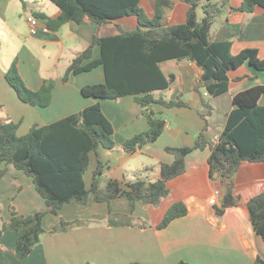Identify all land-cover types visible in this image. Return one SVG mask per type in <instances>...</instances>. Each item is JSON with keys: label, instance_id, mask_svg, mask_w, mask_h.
<instances>
[{"label": "crops", "instance_id": "obj_1", "mask_svg": "<svg viewBox=\"0 0 264 264\" xmlns=\"http://www.w3.org/2000/svg\"><path fill=\"white\" fill-rule=\"evenodd\" d=\"M156 0H142L141 6L149 17L154 16ZM175 6L166 9L165 23L179 25L186 22L187 0H172ZM241 0H230L212 28V42L232 41V53L257 49L264 60V9L250 14L234 12ZM55 20L61 10L51 0H0V118L19 125L18 135H27L34 126H48L79 111L100 103L105 116L114 128L116 148H99L90 154V166L85 174L86 188L92 187L93 173L101 161L105 167L103 180L122 184L160 178L162 164H171L174 157L168 147H192L206 126L201 114L205 112L202 97L213 108L205 135L217 142L223 133L229 114L233 111L234 97L255 86L264 84V73L248 65L230 75L229 91L211 98L206 90H194L201 70L188 61H167L161 64L166 75L174 74L171 89L155 93L166 101L182 99L188 107L166 109L155 104L152 110L164 119L166 129L157 142L130 154L123 149L125 141L149 127L143 109L133 96L118 101L86 98L83 88L105 83L102 68L64 77L74 59L92 44L96 36L118 33L116 23L125 30L135 29L133 17L118 22L96 24L86 19L81 24L69 22L57 31L48 28L47 18ZM40 21L36 33L28 17ZM46 28V29H45ZM101 55L94 48V60ZM18 61L20 75L33 91H39L46 81L54 83L52 102L47 108L22 102L6 80V72ZM248 66V67H247ZM239 77H248L237 81ZM250 77V78H249ZM264 106V95L260 99ZM211 150H196L186 159V173L168 181L170 195L158 206L139 203L132 213L126 199L108 205L98 204L91 196L87 205L72 202L58 215L49 214L43 222L45 233L32 254L22 258L16 253L17 235L9 227L11 207L23 216L46 210V202L37 192L32 178L8 166L0 180V229L6 226L0 238V264H259L264 262V240L256 234L248 204L264 191V164L244 162L235 176L234 194L239 202L217 214L225 195V186L218 177L210 176ZM220 192V199L217 192ZM217 201L216 205L212 202ZM184 203L188 214L176 219L165 229L158 225L169 208ZM123 215L135 221L128 225L111 226V215ZM61 220H86V227L51 233ZM97 223V224H96Z\"/></svg>", "mask_w": 264, "mask_h": 264}, {"label": "trees", "instance_id": "obj_2", "mask_svg": "<svg viewBox=\"0 0 264 264\" xmlns=\"http://www.w3.org/2000/svg\"><path fill=\"white\" fill-rule=\"evenodd\" d=\"M61 10L60 16L47 18L51 31L59 30L69 22L81 24L89 19L96 24L118 22L124 18H135L137 27L125 30L116 23L115 35L96 36L92 44L80 53L69 67L64 81L70 74H81L102 68L105 83L87 86L82 94L96 100L118 101L133 96L143 109L148 129L125 141L123 149L134 154L145 146L154 144L166 129L167 122L152 110L158 104L166 109L188 107L181 98L166 101L157 99L155 93L167 91L176 81L174 74L166 75L161 64L167 61H188L201 70L194 90L204 89L211 98L229 91L231 73L248 65L264 73V60L257 49H245L237 55L232 53V41L212 42L211 33L216 19L221 16L230 0H187L189 9L186 22L179 25L165 23L166 9L173 8L172 0H156L154 16L149 17L141 6L142 0H51ZM234 12L250 14L257 8L264 9V0H241ZM204 13L199 20L197 9ZM100 49V57L94 60V48ZM9 85L26 104L47 108L52 102L54 83L46 81L39 91L31 90L20 75L16 60L5 74ZM248 77H239L242 81ZM250 78V77H249ZM264 95V84L249 88L233 99L234 109L228 116L227 125L218 141H209L205 131L209 128V117L213 108L202 97L206 122L192 147H168L166 151L174 157L171 164H162L160 178L155 182L137 179L122 184L103 180L105 167L101 161L93 173L92 187L86 188L85 174L90 166V154L99 148L114 150V128L105 116L100 103L79 111L48 126H34L25 136L18 135L19 125L9 119L0 118V180L13 165L32 178L37 192L46 202V210L29 216L18 214L11 207L9 227L17 235L16 253L29 257L45 233L43 222L47 215H58L65 205L76 202L87 205L93 196L98 204L111 205L115 200L126 199L135 211L139 203L158 206L170 195L168 181L186 173V159L196 150H211L209 158L210 176L218 177L225 186V195L217 214L238 205L234 194L235 176L244 162L264 164V106L260 99ZM253 228L264 240V191L248 204ZM188 214L184 203L173 204L159 229L167 228L171 222ZM111 226L128 225L130 220L123 215H111ZM73 224L61 220L53 233L65 232ZM6 226L0 229V238ZM259 264H264L259 260ZM90 264V263H87ZM140 264V263H133ZM186 264V263H181Z\"/></svg>", "mask_w": 264, "mask_h": 264}, {"label": "rangeland", "instance_id": "obj_3", "mask_svg": "<svg viewBox=\"0 0 264 264\" xmlns=\"http://www.w3.org/2000/svg\"><path fill=\"white\" fill-rule=\"evenodd\" d=\"M197 15H198V18H199V20H202V18L204 17V13H203V10H202V8L201 7H199L198 9H197ZM248 67V66H247ZM120 200V199H119ZM15 209V208H14ZM15 211H16V209H15ZM16 212H18V211H16ZM11 213V212H10ZM133 213V212H132ZM130 218H131V222H132V224L134 223V222H137V221H135V219H133L132 218V216H130ZM130 218L128 217V219L130 220ZM70 223H72L73 225L71 226V228L70 229H74V228H80V227H86V226H88V225H90L91 223L89 222V221H86V220H76V221H71ZM59 224V223H58ZM57 224V225H58ZM97 224V223H96ZM54 229V228H53ZM53 231V230H52ZM51 231V233H53ZM37 246V245H36ZM35 246V247H36Z\"/></svg>", "mask_w": 264, "mask_h": 264}, {"label": "built area", "instance_id": "obj_4", "mask_svg": "<svg viewBox=\"0 0 264 264\" xmlns=\"http://www.w3.org/2000/svg\"><path fill=\"white\" fill-rule=\"evenodd\" d=\"M28 22L30 23L31 27H32V32L36 33L37 28L40 27V21L34 17H28ZM46 29V28H45ZM217 195L219 196V198H222L221 193L218 191ZM217 201L212 202V205H216Z\"/></svg>", "mask_w": 264, "mask_h": 264}]
</instances>
